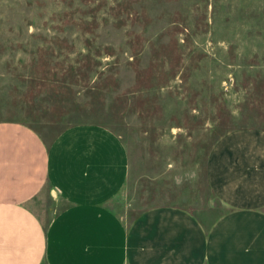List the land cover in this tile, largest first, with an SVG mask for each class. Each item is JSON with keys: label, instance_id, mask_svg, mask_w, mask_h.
Instances as JSON below:
<instances>
[{"label": "rangeland", "instance_id": "obj_1", "mask_svg": "<svg viewBox=\"0 0 264 264\" xmlns=\"http://www.w3.org/2000/svg\"><path fill=\"white\" fill-rule=\"evenodd\" d=\"M0 121L48 142L109 127L129 157L118 213L174 205L209 226L226 210L211 148L264 129V0H0ZM44 200L46 219L61 204Z\"/></svg>", "mask_w": 264, "mask_h": 264}, {"label": "crops", "instance_id": "obj_2", "mask_svg": "<svg viewBox=\"0 0 264 264\" xmlns=\"http://www.w3.org/2000/svg\"><path fill=\"white\" fill-rule=\"evenodd\" d=\"M128 174L126 146L103 124L48 142L0 121V264H264V129L230 130L211 148L207 182L226 210L209 226L174 205L126 219L111 203ZM46 197L61 207L43 219Z\"/></svg>", "mask_w": 264, "mask_h": 264}]
</instances>
